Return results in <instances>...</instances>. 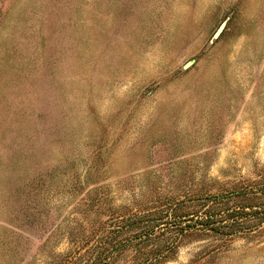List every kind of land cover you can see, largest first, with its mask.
<instances>
[{"label":"rangeland","instance_id":"obj_1","mask_svg":"<svg viewBox=\"0 0 264 264\" xmlns=\"http://www.w3.org/2000/svg\"><path fill=\"white\" fill-rule=\"evenodd\" d=\"M0 264H264V0H0Z\"/></svg>","mask_w":264,"mask_h":264}]
</instances>
